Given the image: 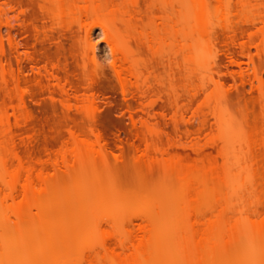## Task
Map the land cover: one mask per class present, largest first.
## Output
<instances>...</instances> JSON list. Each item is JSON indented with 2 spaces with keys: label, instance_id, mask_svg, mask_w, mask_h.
Wrapping results in <instances>:
<instances>
[{
  "label": "bare ground",
  "instance_id": "6f19581e",
  "mask_svg": "<svg viewBox=\"0 0 264 264\" xmlns=\"http://www.w3.org/2000/svg\"><path fill=\"white\" fill-rule=\"evenodd\" d=\"M49 25L37 34L78 27V43L90 85L74 88L64 76L66 53L31 51L13 33L30 15L24 0H0V264H264V0H38ZM244 28L248 40L227 67L236 82L248 81L261 108L263 139L252 140L231 106L233 88L219 70L217 41L234 39ZM18 68L8 61L5 42ZM141 46L165 67L171 112H157L161 94H151ZM257 49V56L253 48ZM29 61L33 78L22 64ZM75 64V63H73ZM237 66L238 69L232 68ZM109 67L122 93L138 92L141 114L125 128L101 113L100 81ZM77 78V67H71ZM47 80V92L68 116L81 115L85 126L69 121L55 129L28 158L17 140L33 142L28 126H50L48 108L36 118L28 85ZM255 107V106H254ZM253 107V108H254ZM246 105L243 112H249ZM174 126H165L161 117ZM214 126L202 142L201 135ZM198 121L196 126L195 122ZM119 133L132 144L135 162L157 175L164 213L146 211L124 217V195L111 147ZM65 139L60 144L61 139ZM135 139L145 145L142 149ZM188 149L187 156L173 150ZM127 165V164H126ZM126 169L128 167H125ZM128 170V169H127ZM212 212V214H210ZM217 212V213H215ZM103 219L113 231L102 233ZM141 220L142 233L131 225Z\"/></svg>",
  "mask_w": 264,
  "mask_h": 264
},
{
  "label": "rangeland",
  "instance_id": "374dc122",
  "mask_svg": "<svg viewBox=\"0 0 264 264\" xmlns=\"http://www.w3.org/2000/svg\"><path fill=\"white\" fill-rule=\"evenodd\" d=\"M29 5L30 12H35V15H30L26 18L25 23H17L14 34H17L18 40L23 44H28L31 51H40L43 48H48L53 51H60L66 53L69 57L68 60L62 57V70L64 71V76L72 81L74 88H79L85 90L89 85V79L87 72L84 69L83 61L81 57V52L78 43V27L73 26L72 30L64 31L62 29H57L50 32L48 36L45 34H37L36 27L49 25V20L46 18L45 14L41 10L38 0H24ZM0 32L6 37L8 35V28L0 22ZM248 40L247 31L242 27L239 30V37L234 39L233 35L225 32L221 38L217 41V46L219 48L218 52V64L219 70L223 76L229 78L228 87L233 88L236 82L228 75L227 67L231 65L233 61V56H239L244 65L247 66L249 61L248 56H243L241 54V45ZM5 48L8 54V61L13 64L17 69L18 63L16 56L13 54L12 48L9 43L5 42ZM254 55L257 56V49L253 48ZM140 54L146 63L144 70L150 75V82L152 84L151 94H161L163 99L159 100L157 106V112L162 113L164 111L171 112L173 110V102L170 96V87L168 80H165V84H160L158 82L157 75L165 74V67L159 60H155L149 50L144 46H141ZM260 64L264 66V59L256 57ZM75 63V64H73ZM32 65L29 61L22 64L24 68V73L26 78H33L34 72L32 70ZM77 67V78L75 79V74L73 73L71 67ZM232 68L238 69L237 66ZM100 81L105 83L111 90L109 94H100L99 104L101 107V113L104 116L110 117L115 123L125 127L131 128L133 126L132 117L141 114V96L138 92H131L127 95L122 93L121 87L113 73V71L106 67L104 72L100 76ZM237 84L238 89L233 88V95L231 99V106L233 111L237 114L240 121L245 127L247 133L252 137V140L260 141L263 138V121L260 117L261 108L255 101V93L252 89L251 84L242 79H238ZM28 85L33 89L38 95L33 97L29 96V102L34 110L35 117L41 118L43 116L42 111L45 108L50 110V115L55 120L54 128L50 126H39L30 125L28 128L32 133L36 134V139L27 143L24 142L26 134H18L17 140L21 145L22 150L26 153L28 158L32 157L34 150L40 149L44 155L49 151L43 146L44 140H50L56 136L55 129L67 121L71 123H77L81 126H85L84 117L81 115L68 116L62 105L51 99L47 92L48 82L44 80L43 84H37L36 82L28 83ZM0 94L2 100L7 97L3 89H0ZM249 105L251 107L249 112H243L244 107ZM255 106V107H254ZM254 107V108H253ZM161 122L165 126L173 127L174 124L170 117H161ZM196 126L198 121L195 122ZM214 126V121L212 120L208 125V130L201 135V141L205 142L207 139V133ZM65 139L60 140L62 145ZM138 144L139 139H135ZM121 145L125 146V163H116L112 157L114 173L120 182L123 190L126 191L124 195V202L127 204L124 208V217L130 219L135 216L144 214L146 211L160 212L164 213V208L161 207V198L158 194L160 190V184L158 183L157 175L153 173L146 163H143L141 167H138L133 154L132 144H130L126 139L122 144L119 137V133L112 136L111 147L115 153H120ZM142 149H145V145L141 144ZM180 151L184 156H187L188 149L184 146L178 145L173 150ZM127 164V165H126ZM125 167H128L127 169ZM217 213V212H215ZM212 214V212L210 213ZM141 220H136L131 228L137 233H142ZM102 233L108 234L113 231L111 224L107 219H103L101 222Z\"/></svg>",
  "mask_w": 264,
  "mask_h": 264
}]
</instances>
